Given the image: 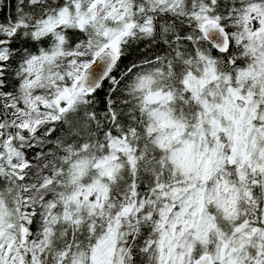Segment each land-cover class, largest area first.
Returning a JSON list of instances; mask_svg holds the SVG:
<instances>
[{"label":"snow or ice","instance_id":"snow-or-ice-1","mask_svg":"<svg viewBox=\"0 0 264 264\" xmlns=\"http://www.w3.org/2000/svg\"><path fill=\"white\" fill-rule=\"evenodd\" d=\"M0 264H264V0H0Z\"/></svg>","mask_w":264,"mask_h":264}]
</instances>
